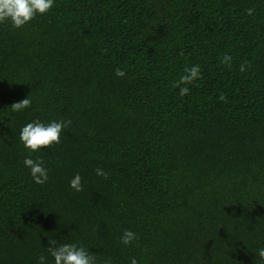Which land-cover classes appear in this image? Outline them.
Listing matches in <instances>:
<instances>
[{"label":"trees","instance_id":"trees-1","mask_svg":"<svg viewBox=\"0 0 264 264\" xmlns=\"http://www.w3.org/2000/svg\"><path fill=\"white\" fill-rule=\"evenodd\" d=\"M193 65L201 78L181 96L174 85ZM27 97L30 108L11 110ZM35 120L72 123L29 153L19 133ZM77 172L81 192L69 185ZM126 229L139 236L129 246ZM49 239L83 245L96 264L258 259L264 0H55L20 29L0 24V264H54Z\"/></svg>","mask_w":264,"mask_h":264},{"label":"clouds","instance_id":"clouds-1","mask_svg":"<svg viewBox=\"0 0 264 264\" xmlns=\"http://www.w3.org/2000/svg\"><path fill=\"white\" fill-rule=\"evenodd\" d=\"M55 6V0H0V24L10 25L13 29H20L24 25L30 23L38 15L47 14ZM253 8L246 9L248 15L254 14ZM222 63L231 66V57L225 55ZM241 72L246 70V62H241ZM185 75L181 76L174 87H179V94L186 96L190 93L187 85L192 84L197 79L201 78V69L199 65H193L190 68H185ZM115 75L123 78L126 72L120 68L115 70ZM180 85H185L180 87ZM219 100L225 101L226 95L220 93ZM13 112H21L31 107V100L27 97L19 102L13 103L11 106ZM71 120H53L45 124L39 120L27 123L22 127L19 133V140L24 145L29 153L39 152L42 149H51L55 144L60 143L61 133L71 125ZM25 167L30 169V175L36 184L43 185L48 179V169L44 166L42 158L32 159L31 155L24 159ZM96 175L107 179V174L102 168H97ZM69 185L77 192L84 190L82 178L77 172L69 181ZM139 236L130 229L124 230L120 237V242L125 246L132 245L137 241ZM47 252L53 257L54 264H96V255L90 253L83 245L74 243L57 244L55 239H49ZM257 260L253 264H264V247L256 250ZM38 264H47L45 255L38 257ZM105 264H111L109 258ZM130 264H138L135 257L130 258Z\"/></svg>","mask_w":264,"mask_h":264}]
</instances>
